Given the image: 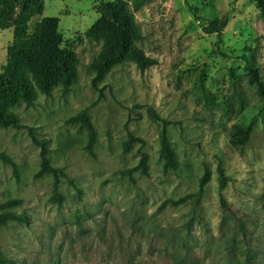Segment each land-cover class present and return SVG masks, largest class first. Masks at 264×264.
<instances>
[{
  "label": "rangeland",
  "instance_id": "1",
  "mask_svg": "<svg viewBox=\"0 0 264 264\" xmlns=\"http://www.w3.org/2000/svg\"><path fill=\"white\" fill-rule=\"evenodd\" d=\"M116 1V0H106ZM100 0H45L43 17H58L63 45L79 56V77L67 94L38 93L34 105L14 107L21 127H0V202L19 199L9 211L29 222L0 224V250L15 264H264V110L250 83L245 57L254 54L264 79V17L256 0H149L135 12L139 42L158 64L141 70L133 61L116 65L96 83L89 65L101 42L85 36L100 17ZM227 17L222 41L208 24ZM14 26L0 27V73ZM179 167L164 169L163 123ZM86 110L88 133L70 119ZM252 126L249 141L231 143L236 125ZM47 138L51 161L64 168L54 198V178L38 175L40 146ZM129 132L142 138L126 151ZM149 156V173L126 170ZM219 167L229 177L219 191ZM201 199L163 205L196 194ZM226 208V209H225Z\"/></svg>",
  "mask_w": 264,
  "mask_h": 264
},
{
  "label": "trees",
  "instance_id": "2",
  "mask_svg": "<svg viewBox=\"0 0 264 264\" xmlns=\"http://www.w3.org/2000/svg\"><path fill=\"white\" fill-rule=\"evenodd\" d=\"M149 0H100L96 5L100 17L85 32L86 38L101 42L99 53L89 64L94 70L93 82L102 80L113 67L133 61L141 70H146L158 64V59L147 54L140 47L139 42L144 39L142 30L136 19L135 12L140 10ZM262 16L264 17V0H256ZM45 0H0V27L14 26V41L7 48V61L0 73V127L23 126L14 107L25 103L34 105L38 93L51 95L55 88L60 87L63 94L71 91L72 86L79 77V56L76 51L63 45V35L59 29L58 17H43L30 31L29 22L35 15L42 14ZM227 17L219 23L212 22L205 28L207 33H217L218 42L222 41V31L227 25ZM245 57V66L250 83L256 84L262 99L261 109L264 110V79L260 74L254 54ZM150 115L155 121L163 123L161 134V156L164 159V169H177L179 159L172 147L165 125L169 122L161 119L152 108ZM70 121H78L86 128L88 133V147L93 153L97 139L94 124L86 110L81 111ZM33 142L40 146L41 168L38 175L51 174L54 178V198L62 200L58 188L62 177H67L64 168L56 166L51 161L49 141L47 138H38L33 130L30 131ZM252 132V126L247 124L236 125L231 133V143L245 145ZM144 140L134 133L129 132V137L124 144L126 151L134 143ZM0 159L10 163L17 172L14 160L4 152H0ZM136 170L143 174L149 173V156L145 151L135 166L126 170L132 175ZM219 191L221 202L227 207L222 191L228 184L229 177L224 169L219 167ZM69 181L75 185L73 180ZM210 179V172L206 170L200 180V188L196 194L189 193L178 198H169L163 205H179L197 197L198 202ZM19 199H8L0 202V224L9 221L29 222L27 214H17L8 209L17 206ZM226 209V208H225ZM0 264H15L14 260L0 250Z\"/></svg>",
  "mask_w": 264,
  "mask_h": 264
}]
</instances>
